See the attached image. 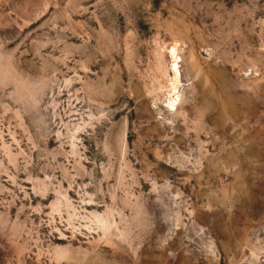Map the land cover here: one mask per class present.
Masks as SVG:
<instances>
[{"label":"rangeland","instance_id":"374dc122","mask_svg":"<svg viewBox=\"0 0 264 264\" xmlns=\"http://www.w3.org/2000/svg\"><path fill=\"white\" fill-rule=\"evenodd\" d=\"M6 54L0 264H264V0H0Z\"/></svg>","mask_w":264,"mask_h":264},{"label":"bare ground","instance_id":"6f19581e","mask_svg":"<svg viewBox=\"0 0 264 264\" xmlns=\"http://www.w3.org/2000/svg\"><path fill=\"white\" fill-rule=\"evenodd\" d=\"M175 45V44H174ZM176 46V45H175ZM175 46H171L172 48L169 50L172 63H170V93H169V100H168V106L172 110H176L178 106V95H176V90L178 83L180 82L181 78V71L179 68V61L180 57L177 55ZM176 95V96H175ZM175 96V97H174Z\"/></svg>","mask_w":264,"mask_h":264},{"label":"clouds","instance_id":"9594fccd","mask_svg":"<svg viewBox=\"0 0 264 264\" xmlns=\"http://www.w3.org/2000/svg\"><path fill=\"white\" fill-rule=\"evenodd\" d=\"M4 63L5 65V70L2 74H0V87H19L18 83L16 80L9 74L8 71V63H9V55H4L2 60H0Z\"/></svg>","mask_w":264,"mask_h":264}]
</instances>
